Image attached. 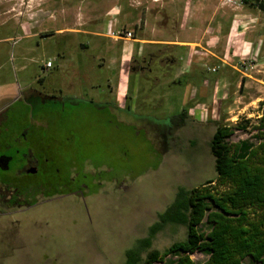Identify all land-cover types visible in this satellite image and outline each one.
<instances>
[{"label": "rangeland", "instance_id": "obj_1", "mask_svg": "<svg viewBox=\"0 0 264 264\" xmlns=\"http://www.w3.org/2000/svg\"><path fill=\"white\" fill-rule=\"evenodd\" d=\"M190 1L0 0V89L14 84L55 94L65 102L47 104L31 120L25 101H16L8 115L13 120L17 113L22 116L9 126L7 142L12 148H0V157L14 154L15 139L20 138L25 148L31 141L42 161L53 153L58 161L62 159L58 166L67 184V192L37 196V203L20 211L11 207L6 213L0 208V264H122L126 250L148 236L158 213L174 201L179 187H196L217 176L210 149L216 129L213 120L188 119L174 126L180 119L173 117L183 111L188 115L195 104L189 100L192 86L176 84L174 75L181 65L161 60L168 52L180 60L185 49L169 48L151 63L150 71L130 73V95L138 87V103L133 105L129 99L127 110L114 112L106 102L112 93L118 99L121 78L112 60L120 66L123 55L130 59V51L124 48L132 42L92 33L103 32L112 16L117 18V30H133L134 38L141 41L195 39L198 31L187 26ZM208 1L213 9L220 4L241 5ZM244 10L251 19L242 28L253 27L247 38L249 49L242 51L244 63L238 66L247 75L231 76L228 67L226 73H217L207 64L209 70L207 65L198 67L189 79L199 87L202 77L213 84L225 74L227 82L218 95L224 98L212 102V95H206L201 102L210 107L211 119L226 124L244 117L256 123L264 99V12L247 6ZM60 28L83 33H54ZM223 43L220 40L215 52L220 54ZM161 46L166 45L139 41L131 48L139 57ZM48 61L51 68L46 67ZM124 69L129 72L127 65ZM78 71L89 79L80 76L69 91L65 83L75 82ZM242 76L245 80L238 86ZM27 127L30 131L24 140ZM256 133L237 130L230 140L257 143ZM7 172L0 164V176ZM14 179L37 185L43 183V174H19ZM201 227L209 228L207 223ZM185 237V226L169 224L155 235L151 249L163 250ZM191 258L203 264L207 256L195 252ZM243 264L251 263L246 259Z\"/></svg>", "mask_w": 264, "mask_h": 264}, {"label": "trees", "instance_id": "obj_2", "mask_svg": "<svg viewBox=\"0 0 264 264\" xmlns=\"http://www.w3.org/2000/svg\"><path fill=\"white\" fill-rule=\"evenodd\" d=\"M242 4L264 12V0ZM177 59L171 56L169 62ZM186 118L185 111L174 116L180 119L174 126L184 125ZM213 122L210 149L217 176L196 187H179L148 236L126 250L122 264H196L191 258L195 252L207 256L203 264H243L246 259L264 264V99L256 123L247 117L234 124ZM237 130L257 131L259 141H231ZM205 223L208 230L201 227ZM169 224L185 226L186 237L163 250L151 249L155 235Z\"/></svg>", "mask_w": 264, "mask_h": 264}, {"label": "crops", "instance_id": "obj_3", "mask_svg": "<svg viewBox=\"0 0 264 264\" xmlns=\"http://www.w3.org/2000/svg\"><path fill=\"white\" fill-rule=\"evenodd\" d=\"M208 0H192L190 1L189 10H187V26L189 29H195L198 31L197 37L195 39H175V40H166V39H155V40H142L146 43H162L166 46H174L185 49L186 54L185 57H180V60L177 59L176 64L181 65L179 71L174 75V79L178 82L176 84H188L192 86V91L190 92L189 100L194 102V105H191V112L187 115L186 120H199V121H212L218 119H211L209 113V106L203 102H201L202 97H206V95H212V102H216L218 98L219 90H221V85L226 84V76L222 73L214 80L213 84L206 78V76L202 77L203 82L199 84V87L194 86L189 81L190 77L196 73V69L198 67H204L207 64H211V68H217L215 72L219 73L221 70L227 71V67L230 68L228 72H231V76L235 72L242 73L243 75H247L242 69L239 68V64L244 63L242 61V51L245 47L249 49L247 46L248 34L251 33L252 27L250 26L248 29L242 28L245 21H250L251 14L244 10L243 4L238 6L231 5H222L216 6L213 9V4ZM248 14V15H247ZM247 21V22H248ZM107 25L103 32L92 31L93 34L99 35L103 38H113L109 31L112 29L117 30V18L109 16ZM169 22H163V26H166ZM76 31L71 28H60L55 30L54 33H62L65 31ZM37 35V34H35ZM224 41L220 54L219 52H215V47L219 46L220 40ZM131 41L132 43L142 42L140 39L134 38ZM132 43H129L125 46V49L132 52ZM127 44V43H125ZM204 44V45H203ZM197 47L200 48L197 50ZM126 56L121 58L120 66H117V61L115 59L112 60L113 67L116 69V74L120 75V80L118 84V89L121 90L120 95H118L117 102L122 107L127 104L128 100L131 99L133 105L138 103V87H135L132 95H130V89L128 86V76L130 73H135L133 70H130V59L126 60ZM182 62V63H181ZM125 65L128 66V71H124ZM53 66V65H52ZM51 66V67H52ZM208 66V65H207ZM50 67V68H51ZM118 68V69H117ZM210 66H208L209 70ZM225 68V69H224ZM236 74V73H235ZM191 75V76H190ZM89 77L87 76V80ZM179 79H183L182 82ZM245 77L242 76L241 81L238 82V86L243 83ZM212 85V86H211ZM211 86L212 91L209 89L207 92V88ZM25 88H21L20 86L11 85L8 87H1L0 89V111L3 109L5 104L19 97L21 91ZM204 95V96H203ZM120 98V99H119ZM199 98V100H198ZM124 102V105H121V102ZM131 107V106H129ZM120 117V116H119Z\"/></svg>", "mask_w": 264, "mask_h": 264}, {"label": "flooded vegetation", "instance_id": "obj_4", "mask_svg": "<svg viewBox=\"0 0 264 264\" xmlns=\"http://www.w3.org/2000/svg\"><path fill=\"white\" fill-rule=\"evenodd\" d=\"M75 32H82V30L77 29ZM83 33V32H82ZM148 44H154L148 43ZM125 49V48H124ZM123 49V50H124ZM166 48L164 46L157 47L156 50H151L146 53L141 54L139 57L131 52L129 55L130 58V70L134 72L144 73L150 71V65L154 60H160L161 56L166 53ZM126 51V49L124 50ZM124 56V55H123ZM122 56V57H123ZM171 57V52H168L166 56L161 60L162 63L166 61L169 63ZM76 81H71L70 83L66 82L65 87L69 91L74 89L77 80L81 76L82 79H87L86 74H82L78 71L75 75ZM83 81V80H82ZM81 81V82H82ZM80 83V81H79ZM61 92L64 94L65 91L62 89ZM64 96V95H63ZM116 95L112 93L109 96L106 103H108V110L116 112L118 108L121 110H127L125 106H120L117 102ZM62 97H58L55 94H47L41 91H37L31 88H25L21 91L19 97L5 104L3 109L0 111V148L10 149L12 144L7 142L9 137V126L16 122L22 114L17 113V117L10 118L8 111L12 108L16 101L24 100L25 104L28 105V116L31 119L35 116L36 111H40L46 107L47 104H51L53 107L55 105L63 106L64 101L61 100ZM131 108V107H128ZM120 114V113H119ZM121 115V114H120ZM119 115V116H120ZM32 120V119H31ZM28 131L23 133L24 140H27L26 134L29 133L30 128L27 127ZM18 146L14 150V154H5L0 157V164L8 170L4 177L0 176V208L6 209L13 207L17 209L16 211L22 210L24 207H31L37 203V196L44 195L46 197H53L57 194H63L67 192V184L64 182V177L62 178L61 169L58 166L63 161L56 159V155L50 154V156H45V159L42 161L39 154L35 153V150L31 144V141H28L27 148L21 146V140L18 138L15 139ZM32 170H35L34 173H39L40 171L43 174V183H38L37 185H32L26 180L22 182H15V176L19 174H32ZM21 180V179H20ZM19 184V185H18ZM70 194H77L75 190H69Z\"/></svg>", "mask_w": 264, "mask_h": 264}, {"label": "built area", "instance_id": "obj_5", "mask_svg": "<svg viewBox=\"0 0 264 264\" xmlns=\"http://www.w3.org/2000/svg\"><path fill=\"white\" fill-rule=\"evenodd\" d=\"M223 2L225 4L227 3H231V4H242V0H223ZM110 35L113 37V38H122L123 40H132L134 39V31L133 30H122V31H119V30H115V29H112L110 31ZM52 66V63L51 61H48L46 63V67L49 68ZM217 68H213L212 71H216Z\"/></svg>", "mask_w": 264, "mask_h": 264}, {"label": "water", "instance_id": "obj_6", "mask_svg": "<svg viewBox=\"0 0 264 264\" xmlns=\"http://www.w3.org/2000/svg\"><path fill=\"white\" fill-rule=\"evenodd\" d=\"M32 172H35V170H32Z\"/></svg>", "mask_w": 264, "mask_h": 264}]
</instances>
